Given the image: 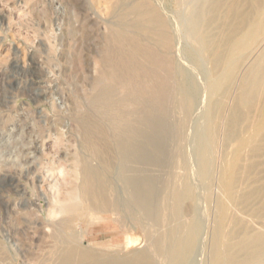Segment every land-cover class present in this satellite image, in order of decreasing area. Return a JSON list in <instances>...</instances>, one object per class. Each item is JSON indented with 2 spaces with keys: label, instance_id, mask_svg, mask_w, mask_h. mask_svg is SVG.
<instances>
[{
  "label": "bare ground",
  "instance_id": "1",
  "mask_svg": "<svg viewBox=\"0 0 264 264\" xmlns=\"http://www.w3.org/2000/svg\"><path fill=\"white\" fill-rule=\"evenodd\" d=\"M129 2L109 31L115 42V67L109 69V75L96 67L97 75L93 77L97 92L91 99L87 95L99 118L92 117L94 112L89 106V112H83L85 115L77 124L90 155L78 154L75 165L72 164L77 167L76 172L69 178L51 180L43 174L37 176L36 185L33 172L37 191L31 204L40 219L37 221L40 236L43 239L47 235L52 241L49 264L196 263L192 254L204 236L207 214L202 215L204 205L202 208L200 204L201 209L195 206V200L199 205L196 188L189 178L184 177L178 185L170 150L174 138L181 136V164L189 169L187 142L194 138L198 151L197 176L202 180L211 178L216 170L217 128L227 98H232V108L226 137L238 136L240 146L235 158L225 160L219 173L221 197L215 211L218 216L211 263L264 264V230L251 229V223L243 216L231 213V205L226 201L234 202L241 211L264 217L262 161L242 164L243 160L263 154L264 140L256 144L254 134L243 137L244 133L238 131L246 108L248 117L257 112L253 130L264 139V0H175L179 9L177 17L196 47L192 51L187 49L189 56L195 63L206 59L212 64L210 75L202 67L203 81L199 76L187 74V65L175 59L173 27L162 8L153 6L149 0ZM238 86L240 91L235 94L234 88ZM201 89L206 93L200 92ZM203 100L207 106L201 114L204 123L190 136L191 119L198 102ZM172 105L184 115L185 120L179 126L171 123ZM246 145H253L248 156L242 154ZM93 159L97 164L92 163ZM50 162H46L49 167ZM144 164L159 169L167 167V175L160 178L147 172L148 177L146 170L143 174ZM43 182L48 184L44 187ZM243 182L253 188L241 194L238 188ZM162 193H166L163 198ZM208 196L206 202L210 200ZM230 221L240 226L241 231L239 228L234 232L233 227V231H228ZM115 226L119 234L113 237L121 234L124 240L104 243L109 253L82 244L88 229L99 227L98 232L105 234L106 228ZM150 226L158 228L153 232ZM140 234L145 237L146 246L122 254L137 244Z\"/></svg>",
  "mask_w": 264,
  "mask_h": 264
},
{
  "label": "rangeland",
  "instance_id": "2",
  "mask_svg": "<svg viewBox=\"0 0 264 264\" xmlns=\"http://www.w3.org/2000/svg\"><path fill=\"white\" fill-rule=\"evenodd\" d=\"M129 1H133L131 2L133 4L136 0ZM129 1L0 0V264H49V250L52 241L47 235L43 237L44 240L40 236L41 230L38 229L37 223L40 219L37 217L34 205L31 204L36 198L37 191L32 177L35 173V183L37 176L43 174L46 176L44 178L51 180L58 179V177L69 178L72 173L76 172L77 167L74 165L78 154L80 156L90 155V151L84 148L83 137L77 124L82 115H85L83 112H89V106V109L94 112L92 117L99 118L94 107L91 108L90 101L92 95L97 92L95 90L97 88H94L96 67L102 68L104 74L107 75H109V69L115 67L113 62L115 42L110 37L109 31L110 27L119 21L120 15L127 8L126 5L130 4ZM149 2L159 9L162 8L160 10L166 15L167 21L169 19L171 28L173 27L175 59L179 58L177 60L180 63L187 65V74L199 76L203 81L205 76L200 74L202 67L204 70L206 68L205 71L210 75L212 64L206 59L195 63L189 56L187 49L192 51L196 47L187 37L186 30L177 17L179 9L175 0H149ZM91 90L93 93L90 92ZM234 90L235 94L238 93L240 86ZM201 91L204 93L205 89ZM226 100L224 119L222 118L217 128L216 156H214V168L217 171H213L211 178L202 180L197 176L198 151L194 138H190L187 142L190 144L188 145L191 160L189 169H185L181 164L180 148L183 142L181 136L177 135L174 138L170 150L174 157L172 170H174L178 185L184 177H188L194 184V189L196 188L195 193L199 205H196L195 200V206L200 207L202 204L203 208L204 205V208L200 207V209L202 215L207 214L204 217L206 227L202 234L205 237L203 236V239L201 236V242L199 240L202 247L199 245L192 254L197 259H193L192 256L197 264H210L212 261L210 254H213V230H215L218 216V212L215 214V211L216 208L218 209V198L221 197L218 183L219 173H221L224 161L233 160L240 146L238 136L231 139L226 137L232 98ZM204 106L205 100L198 102L196 106L194 118L190 122V136L193 135L198 125L204 123V117L201 115L207 109V106ZM170 111L172 124L179 126L184 122V115L179 108L172 105ZM77 113H80V116ZM243 113L245 118L238 128L239 133H244L243 137L254 134V142L261 144L264 140L262 134H256L253 130L257 112H253L248 117L249 111L245 108ZM252 150L253 145H246L242 154L248 156ZM82 151L87 153H82ZM262 152L263 156H257L251 160L246 158L247 160H243L242 164L246 166L252 161H262L261 176L264 177V150ZM47 161H51L50 167ZM52 162L55 164L51 165ZM97 162L95 159L92 161L93 164ZM143 166L142 169L146 170L147 175V172L156 174L160 178L167 175V167H163L164 170L162 167L159 169L151 164ZM47 182L41 183L42 186L45 187ZM243 183L238 188L240 191L238 193L241 191L244 193L253 188V186L249 187L247 182ZM118 185L121 187L122 182L119 181ZM160 185L164 189V184L160 183ZM242 186L244 189L241 188ZM208 195H210V200L206 202L209 199ZM165 196L166 193H162L161 198ZM29 201H31V206H29ZM226 201L231 205L229 206L233 210L231 213L236 214L235 216L240 215V218L243 216L246 222L249 221L248 224L251 223V229L253 228L256 232L264 230V217H259L251 211H241L234 202L231 204L229 199ZM189 202L193 203V201H188V203L186 201V204H190ZM188 217L191 216L188 215ZM227 227L228 231L236 229L234 232H237L239 228L241 231V227H236L231 221L228 222ZM157 228L150 226L153 232ZM98 231L99 227L88 229L84 240L82 239V244L94 247L98 252L109 253L104 243H121L124 240L121 234L113 237L119 234L117 226L106 228L105 234ZM132 232L133 230L130 233ZM146 244L145 237L140 234L137 244L122 254L142 249Z\"/></svg>",
  "mask_w": 264,
  "mask_h": 264
}]
</instances>
